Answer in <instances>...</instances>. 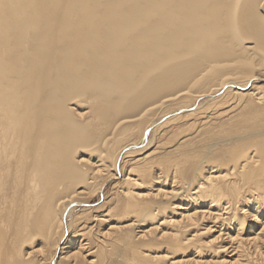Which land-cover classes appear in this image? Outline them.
<instances>
[{
    "label": "bare ground",
    "instance_id": "6f19581e",
    "mask_svg": "<svg viewBox=\"0 0 264 264\" xmlns=\"http://www.w3.org/2000/svg\"><path fill=\"white\" fill-rule=\"evenodd\" d=\"M0 264H264V0H0Z\"/></svg>",
    "mask_w": 264,
    "mask_h": 264
}]
</instances>
